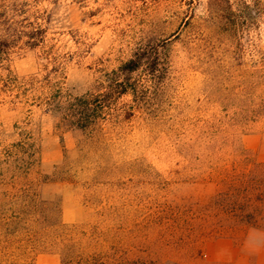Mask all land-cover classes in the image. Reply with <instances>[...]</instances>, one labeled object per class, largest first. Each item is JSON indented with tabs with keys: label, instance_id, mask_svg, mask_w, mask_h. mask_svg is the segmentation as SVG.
<instances>
[{
	"label": "rangeland",
	"instance_id": "obj_1",
	"mask_svg": "<svg viewBox=\"0 0 264 264\" xmlns=\"http://www.w3.org/2000/svg\"><path fill=\"white\" fill-rule=\"evenodd\" d=\"M257 1L0 0L7 31H48L45 47L16 35L0 62V150L29 134L40 151L34 174L0 165V264H264ZM141 50L123 80L138 91L110 94L95 134L4 87L58 60L68 92L103 93ZM26 188L47 220L29 222Z\"/></svg>",
	"mask_w": 264,
	"mask_h": 264
},
{
	"label": "trees",
	"instance_id": "obj_2",
	"mask_svg": "<svg viewBox=\"0 0 264 264\" xmlns=\"http://www.w3.org/2000/svg\"><path fill=\"white\" fill-rule=\"evenodd\" d=\"M258 1L254 6L257 5ZM246 6V8H250L249 4H246ZM237 14L239 15V13L231 11L230 17H226L227 21L231 23L235 22ZM6 26L7 24H3V21L0 20V62L7 53V43L14 39L16 35L19 38L26 37L32 47H45L47 45L48 31L43 26H37L36 29L24 30V32L21 31L20 33H13V29L7 31ZM160 50L161 45H157L153 54L154 60H156L154 66L155 74L160 73L164 67L161 61L165 60V57ZM140 52L142 50L139 51V54H135L130 61L121 66L117 71H114L108 77L109 79L105 80L104 85L106 86L103 93H87L75 96L68 92L63 83L57 80V76L54 77V75L60 73L63 67V64L58 60H53L55 63L54 75L53 73L44 76L35 75L22 79L9 77L4 81V87L8 91L16 92L15 96L18 99H23L24 101L30 99L40 101L50 112L59 116L62 125L76 127L95 134L97 128H100L102 125V120L104 119L103 114L108 106L107 100L110 94L116 92L118 95H123L128 93L129 89H132L135 94L138 91L136 84L135 86H130L129 82L123 80L139 69L140 64L137 60H142V53ZM251 111L256 112L255 109ZM39 154V147L35 143L34 137L27 134L25 140L0 150V165H6L11 169L10 172L14 173L12 178L31 175L36 172V168L40 164ZM31 188H26L24 192V197H28V211L24 207V213L29 214V222L35 220L32 218L33 214L39 215V213H42L41 219L44 221L49 212L39 208V204L37 203L38 196ZM20 214L22 215V213ZM8 220L11 222L10 217H0V222L6 221L7 223ZM65 263L71 264L72 262H69L67 259Z\"/></svg>",
	"mask_w": 264,
	"mask_h": 264
}]
</instances>
